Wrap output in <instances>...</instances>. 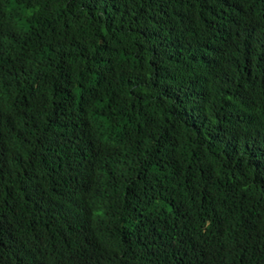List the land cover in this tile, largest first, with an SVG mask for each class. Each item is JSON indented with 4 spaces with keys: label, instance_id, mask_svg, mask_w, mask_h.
<instances>
[{
    "label": "trees",
    "instance_id": "1",
    "mask_svg": "<svg viewBox=\"0 0 264 264\" xmlns=\"http://www.w3.org/2000/svg\"><path fill=\"white\" fill-rule=\"evenodd\" d=\"M0 264H264V0H0Z\"/></svg>",
    "mask_w": 264,
    "mask_h": 264
}]
</instances>
